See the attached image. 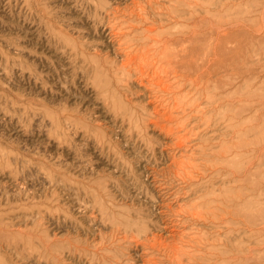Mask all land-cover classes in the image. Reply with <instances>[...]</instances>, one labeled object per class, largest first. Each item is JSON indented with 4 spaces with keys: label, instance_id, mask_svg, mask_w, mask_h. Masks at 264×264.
I'll return each mask as SVG.
<instances>
[{
    "label": "rangeland",
    "instance_id": "1",
    "mask_svg": "<svg viewBox=\"0 0 264 264\" xmlns=\"http://www.w3.org/2000/svg\"><path fill=\"white\" fill-rule=\"evenodd\" d=\"M0 264H264V0H0Z\"/></svg>",
    "mask_w": 264,
    "mask_h": 264
},
{
    "label": "bare ground",
    "instance_id": "2",
    "mask_svg": "<svg viewBox=\"0 0 264 264\" xmlns=\"http://www.w3.org/2000/svg\"><path fill=\"white\" fill-rule=\"evenodd\" d=\"M194 204V203H193ZM193 212V211H192ZM195 214V213H194ZM152 244V243H151Z\"/></svg>",
    "mask_w": 264,
    "mask_h": 264
}]
</instances>
